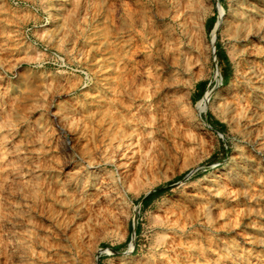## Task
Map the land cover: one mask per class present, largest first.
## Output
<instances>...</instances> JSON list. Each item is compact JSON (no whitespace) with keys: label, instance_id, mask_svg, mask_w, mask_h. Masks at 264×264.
<instances>
[{"label":"rangeland","instance_id":"rangeland-1","mask_svg":"<svg viewBox=\"0 0 264 264\" xmlns=\"http://www.w3.org/2000/svg\"><path fill=\"white\" fill-rule=\"evenodd\" d=\"M217 1L226 23L214 52ZM236 3L0 0V264H264V133H247L221 104L247 63ZM164 33L194 63L170 68L132 111L131 84L159 77L150 59ZM133 128L115 164L82 166L100 133ZM96 172L105 195L83 200L78 185Z\"/></svg>","mask_w":264,"mask_h":264},{"label":"bare ground","instance_id":"bare-ground-1","mask_svg":"<svg viewBox=\"0 0 264 264\" xmlns=\"http://www.w3.org/2000/svg\"><path fill=\"white\" fill-rule=\"evenodd\" d=\"M236 2L237 3L235 4V9H234V14H235L234 19L236 20V23L233 34H234V39L236 41L245 43L242 51L247 56L246 58L247 63L243 72H241L238 76L235 77L236 78L235 82L237 83V87H236L237 89L234 91V93L231 96L224 99L222 98L223 101L221 100V104L224 107V109L228 112L229 117L232 120L236 121L239 124H243L244 129L248 131L247 133H253V134L264 133V0H236ZM217 4L219 7L220 15L212 32L213 45L211 46L214 52H215V41L217 34L220 31V29L224 27L226 23L225 15H224L225 10L218 1ZM177 12H178L177 14L181 16L180 24L182 26V31L184 32V36L185 38H190L192 34V28L186 22V19H184V15L186 16V13L184 11V6H179ZM139 20H141V18ZM168 41H169L168 37L164 33L154 42L155 45L154 54H152L150 60L154 62L153 64L156 68L155 73H158L159 77L156 78L157 74L153 77L152 75L154 74H152L151 76L149 74V76H147V80L143 81V83L139 82L138 84L134 81L136 85L134 83L131 84L133 86L129 88L130 91L127 94L130 97L129 105L130 107L133 108L132 111H134L135 107L139 106V102L141 100V99L139 100V98L146 97L145 94L149 91V86L158 83V81L160 82V80H162L161 79L162 76H164V74L167 75V72L170 68L174 67V69L177 70L176 73H180V74L185 72L187 73L188 71H190L196 56L192 55L189 49L173 50L169 48L170 45ZM177 54L179 57L175 58V55ZM153 64H152V68H153ZM155 68H153V70ZM220 74L218 73V71H216L214 75V79H216L217 86L222 85L224 82V78L220 77ZM161 87L163 88L165 87L164 84L162 85V82H161ZM160 95L159 98L157 99V103L159 105L158 108H163L165 107L168 101L166 97L167 95L163 93L161 97ZM210 97H211V91L206 93V95L199 101L198 103L199 110L198 109L197 110L200 113L206 111ZM129 115H131V118L133 119L135 118L134 112L133 113L131 112V114ZM131 127L134 126L131 125ZM105 131L107 132L108 130L106 129ZM134 132L135 129L133 128V130L130 131L129 133H100L102 137L103 146L101 145L99 146L97 145V143H95L94 147L96 149V153L95 151L94 153H91L89 148L86 149V151H84V155L82 152L81 161L83 162V165L82 164L81 165L83 167L86 168L88 167L91 169L93 166H97L99 163L101 164L102 159L112 165L115 164V162L117 161L116 159L120 156L123 157L126 154L127 150L134 145L135 141L138 138L137 136L140 135V133H134ZM61 134H66V133H60V137L66 136ZM81 138L85 140L87 138V134ZM69 140L71 139L69 138ZM258 145H259L258 150L260 154H263L264 156V141H261ZM103 154L104 157H102ZM263 160L264 159H262V161ZM83 167H81L77 171V174L79 173L81 174V171H84L82 170ZM86 170L88 172V175L89 174L93 175V171H88V169ZM97 175L98 173L94 175L95 180L93 185L91 184L92 186H90L87 182L80 183L79 185L77 184L78 189L80 190L81 193L80 196L82 195L83 200L93 195H103V196L105 195L103 189L104 186L102 187L101 185H99V183L97 184L98 181ZM31 178L32 176L30 173H22L20 182L27 183ZM78 181L80 182V180Z\"/></svg>","mask_w":264,"mask_h":264},{"label":"trees","instance_id":"trees-1","mask_svg":"<svg viewBox=\"0 0 264 264\" xmlns=\"http://www.w3.org/2000/svg\"><path fill=\"white\" fill-rule=\"evenodd\" d=\"M221 60L223 61V62H227L228 61V59H227V57H225V55H221ZM220 128L222 129L223 128V125H221L220 126ZM164 191V189H158L156 192H155V194H157V195H159V194H161L162 192ZM150 196H152V194H150L147 198H145V201H147L149 198H150Z\"/></svg>","mask_w":264,"mask_h":264},{"label":"water","instance_id":"water-1","mask_svg":"<svg viewBox=\"0 0 264 264\" xmlns=\"http://www.w3.org/2000/svg\"><path fill=\"white\" fill-rule=\"evenodd\" d=\"M148 195H146L145 197H144V199L147 197Z\"/></svg>","mask_w":264,"mask_h":264}]
</instances>
